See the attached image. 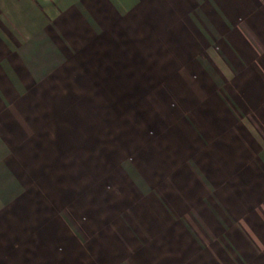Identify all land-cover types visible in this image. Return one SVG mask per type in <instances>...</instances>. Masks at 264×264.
Here are the masks:
<instances>
[{
  "label": "crops",
  "instance_id": "0c3cea01",
  "mask_svg": "<svg viewBox=\"0 0 264 264\" xmlns=\"http://www.w3.org/2000/svg\"><path fill=\"white\" fill-rule=\"evenodd\" d=\"M0 264H264V0H0Z\"/></svg>",
  "mask_w": 264,
  "mask_h": 264
},
{
  "label": "rangeland",
  "instance_id": "374dc122",
  "mask_svg": "<svg viewBox=\"0 0 264 264\" xmlns=\"http://www.w3.org/2000/svg\"><path fill=\"white\" fill-rule=\"evenodd\" d=\"M210 75L212 76L213 75V77L215 78L216 77V71H213L212 69L210 70ZM220 87V89L222 90V89H224V93H225V96L226 97H228V99H229V104L231 105V106H234L233 104H235L234 102H233V100H232V98L230 97V95H228L229 93H228V90H227V85L226 84H222V85H220L219 86ZM227 94V95H226ZM162 103V110H161V112H162V114H166L167 113V110H168V107H167V102H161ZM149 103L148 102H146V105H148ZM227 104V103H226ZM130 106H131V104H130ZM155 110H157V109H154V111ZM130 111H132V110H130ZM146 112H149V111H147L146 110ZM158 111H156V113H157ZM146 117V116H145ZM166 117V116H165ZM164 117V115H161V122L162 123H164V120H166L167 121V117L165 118ZM136 118H134L133 117V115H131L130 114V117H129V120H130V123L132 124V125H134V124H136L137 122H136V120H135ZM145 121H146V123H148V119L147 118H145Z\"/></svg>",
  "mask_w": 264,
  "mask_h": 264
}]
</instances>
